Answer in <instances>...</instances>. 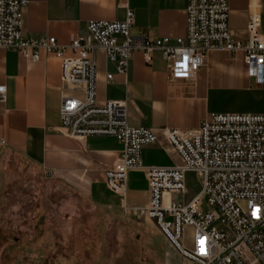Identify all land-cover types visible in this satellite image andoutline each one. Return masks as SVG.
Returning <instances> with one entry per match:
<instances>
[{
    "label": "built area",
    "instance_id": "1",
    "mask_svg": "<svg viewBox=\"0 0 264 264\" xmlns=\"http://www.w3.org/2000/svg\"><path fill=\"white\" fill-rule=\"evenodd\" d=\"M254 0L247 25L248 39H234L230 0H188L187 33L170 45L169 38L134 37L135 13L123 22L89 21L95 44L82 37L61 45L56 38L28 39L23 35V11L31 0H0V49L16 50L28 61L41 53L60 61L64 83L75 92L62 97L59 130L72 138L109 136L123 145L116 163L105 170L107 188L120 198L125 214L154 223L176 253L189 264H264V114H212L194 130L132 127L127 102L99 105L96 100V52L103 50L119 74L127 75L135 52L147 62L160 51L172 81H190L211 52L241 53L247 76L264 84V30L261 2ZM113 75L107 79L112 80ZM6 87L0 86V101ZM161 146L173 161L167 167H144L143 149ZM142 171L149 202L127 203L128 176ZM197 172L202 190L189 201L186 173ZM186 227L194 229L192 248L182 241Z\"/></svg>",
    "mask_w": 264,
    "mask_h": 264
},
{
    "label": "crops",
    "instance_id": "2",
    "mask_svg": "<svg viewBox=\"0 0 264 264\" xmlns=\"http://www.w3.org/2000/svg\"><path fill=\"white\" fill-rule=\"evenodd\" d=\"M253 2L230 0V28L237 41L248 39ZM260 2L262 15L264 2ZM187 7L188 0H31L23 11V35L32 40L53 37L61 45L82 37L95 44L87 31L89 21L123 22L131 10L135 13L132 36L169 38L175 46L176 39L187 33ZM40 53L41 60L33 62L16 50L0 49V86L6 87L5 100L0 101V154H15L65 180L104 212L121 209L120 198L105 184V170L118 160L122 143L109 136L72 138L59 130L62 97L75 92L62 79L60 61ZM108 75H113L112 80ZM253 85L264 90V84L256 85L247 76L241 53L234 58L211 52L193 80L172 81L160 51L152 53L151 62L135 52L127 75L116 71L103 50L96 52L97 103L127 102L132 127L197 129L213 114L214 90ZM142 164L167 167L173 161L161 146L151 145L143 149ZM148 202L145 173L130 172L127 203L144 206ZM141 222L152 236L161 237L154 223Z\"/></svg>",
    "mask_w": 264,
    "mask_h": 264
},
{
    "label": "rangeland",
    "instance_id": "3",
    "mask_svg": "<svg viewBox=\"0 0 264 264\" xmlns=\"http://www.w3.org/2000/svg\"><path fill=\"white\" fill-rule=\"evenodd\" d=\"M264 28V6L262 11ZM213 114H263L264 90H214ZM189 201L202 190L186 173ZM122 209L104 212L65 180L15 154H0V264H189L164 237L152 236ZM194 229L182 244L192 248Z\"/></svg>",
    "mask_w": 264,
    "mask_h": 264
}]
</instances>
